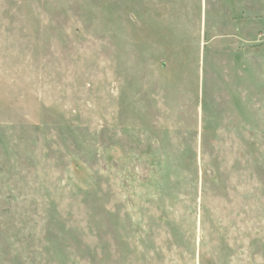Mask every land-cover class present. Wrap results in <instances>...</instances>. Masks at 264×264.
<instances>
[{
  "label": "rangeland",
  "instance_id": "obj_1",
  "mask_svg": "<svg viewBox=\"0 0 264 264\" xmlns=\"http://www.w3.org/2000/svg\"><path fill=\"white\" fill-rule=\"evenodd\" d=\"M0 264H264V0H0Z\"/></svg>",
  "mask_w": 264,
  "mask_h": 264
}]
</instances>
